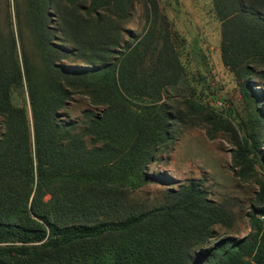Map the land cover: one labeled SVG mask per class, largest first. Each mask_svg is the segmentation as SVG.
<instances>
[{
    "label": "trees",
    "instance_id": "1",
    "mask_svg": "<svg viewBox=\"0 0 264 264\" xmlns=\"http://www.w3.org/2000/svg\"><path fill=\"white\" fill-rule=\"evenodd\" d=\"M211 3L243 103L230 169L244 179L264 170V87L252 84L264 79V0ZM185 80L155 0H0V264H264L262 184L240 238L216 235L236 204L208 200L199 181L145 209L126 198L179 125L224 129L192 90L182 108L163 96ZM73 94L100 110L63 120Z\"/></svg>",
    "mask_w": 264,
    "mask_h": 264
},
{
    "label": "rangeland",
    "instance_id": "2",
    "mask_svg": "<svg viewBox=\"0 0 264 264\" xmlns=\"http://www.w3.org/2000/svg\"><path fill=\"white\" fill-rule=\"evenodd\" d=\"M155 1L160 15L167 21L170 43L186 76L183 83L167 89L163 96H169L182 108L181 96H187L192 90V97L220 113L224 129L207 133L209 125H179L177 132L170 135L166 145L146 164L145 173L152 175L151 181L141 183L126 198L134 208L145 209L166 203L168 190H176L189 180L199 181V189L208 200L236 204L232 221L213 225L216 235L240 238L249 231L244 213L251 201L257 202L260 184L264 196V170L254 163L252 175L241 179L230 169L232 137L242 133L239 123L244 119V111L234 76L221 61L219 22L214 17L211 0ZM142 25L143 7L136 1L123 27L131 36H136ZM63 62L71 66L80 64L76 60ZM261 69L264 73V67ZM252 80L254 88L264 87V79L254 76ZM87 109L97 112L100 107L90 105L83 95L73 94L60 117L65 121L81 120L82 111ZM2 130L0 117V133ZM262 132L264 134V126ZM261 150L264 151V143ZM48 198L46 194L44 199ZM260 218L264 226V216ZM202 247L207 248L208 244Z\"/></svg>",
    "mask_w": 264,
    "mask_h": 264
}]
</instances>
